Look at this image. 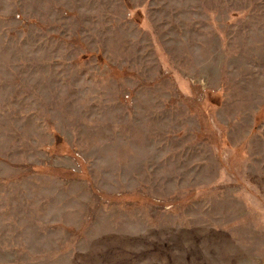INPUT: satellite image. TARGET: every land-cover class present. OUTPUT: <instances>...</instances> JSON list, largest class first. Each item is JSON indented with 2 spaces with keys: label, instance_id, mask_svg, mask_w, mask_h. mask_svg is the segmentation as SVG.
Here are the masks:
<instances>
[{
  "label": "rangeland",
  "instance_id": "374dc122",
  "mask_svg": "<svg viewBox=\"0 0 264 264\" xmlns=\"http://www.w3.org/2000/svg\"><path fill=\"white\" fill-rule=\"evenodd\" d=\"M0 264H264V0H0Z\"/></svg>",
  "mask_w": 264,
  "mask_h": 264
}]
</instances>
